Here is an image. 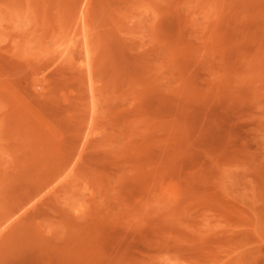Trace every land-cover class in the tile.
<instances>
[{
	"label": "rangeland",
	"instance_id": "obj_1",
	"mask_svg": "<svg viewBox=\"0 0 264 264\" xmlns=\"http://www.w3.org/2000/svg\"><path fill=\"white\" fill-rule=\"evenodd\" d=\"M0 264H264V0H0Z\"/></svg>",
	"mask_w": 264,
	"mask_h": 264
}]
</instances>
